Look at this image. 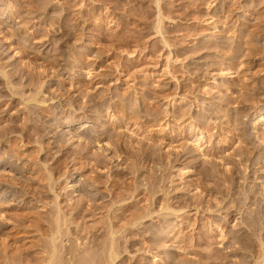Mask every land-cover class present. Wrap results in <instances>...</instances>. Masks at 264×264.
I'll list each match as a JSON object with an SVG mask.
<instances>
[{"label": "rangeland", "instance_id": "rangeland-1", "mask_svg": "<svg viewBox=\"0 0 264 264\" xmlns=\"http://www.w3.org/2000/svg\"><path fill=\"white\" fill-rule=\"evenodd\" d=\"M0 264H264V0H0Z\"/></svg>", "mask_w": 264, "mask_h": 264}, {"label": "bare ground", "instance_id": "bare-ground-1", "mask_svg": "<svg viewBox=\"0 0 264 264\" xmlns=\"http://www.w3.org/2000/svg\"><path fill=\"white\" fill-rule=\"evenodd\" d=\"M162 6V5H161ZM232 138V137H231ZM255 221V220H254ZM256 223V222H255ZM253 224V223H252ZM256 228V227H255Z\"/></svg>", "mask_w": 264, "mask_h": 264}]
</instances>
